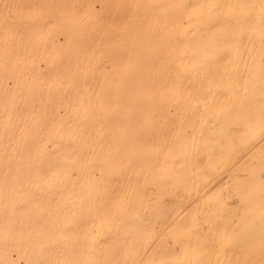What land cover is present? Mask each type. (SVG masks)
<instances>
[{
	"label": "bare ground",
	"instance_id": "bare-ground-1",
	"mask_svg": "<svg viewBox=\"0 0 264 264\" xmlns=\"http://www.w3.org/2000/svg\"><path fill=\"white\" fill-rule=\"evenodd\" d=\"M0 264H264V0H0Z\"/></svg>",
	"mask_w": 264,
	"mask_h": 264
}]
</instances>
